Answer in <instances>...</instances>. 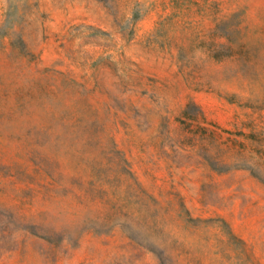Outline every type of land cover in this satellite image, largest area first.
Instances as JSON below:
<instances>
[{"label":"rangeland","instance_id":"374dc122","mask_svg":"<svg viewBox=\"0 0 264 264\" xmlns=\"http://www.w3.org/2000/svg\"><path fill=\"white\" fill-rule=\"evenodd\" d=\"M0 264H264V0H0Z\"/></svg>","mask_w":264,"mask_h":264}]
</instances>
